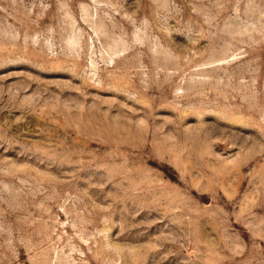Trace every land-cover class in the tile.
Listing matches in <instances>:
<instances>
[{"label":"rangeland","instance_id":"obj_1","mask_svg":"<svg viewBox=\"0 0 264 264\" xmlns=\"http://www.w3.org/2000/svg\"><path fill=\"white\" fill-rule=\"evenodd\" d=\"M0 264H264V0H0Z\"/></svg>","mask_w":264,"mask_h":264}]
</instances>
